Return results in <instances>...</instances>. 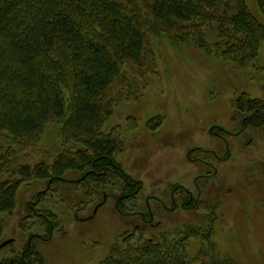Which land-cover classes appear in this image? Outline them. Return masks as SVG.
I'll return each mask as SVG.
<instances>
[{
  "label": "trees",
  "instance_id": "1",
  "mask_svg": "<svg viewBox=\"0 0 264 264\" xmlns=\"http://www.w3.org/2000/svg\"><path fill=\"white\" fill-rule=\"evenodd\" d=\"M258 5L264 14V0ZM151 32L166 33L176 45L193 42L240 70L259 66L264 42V24L246 0H0V212L12 214L20 187L40 179L51 180V189L64 180L103 194L98 205L113 196L123 213L127 205L135 207L142 182L118 160L122 129L106 124L117 104L139 98L130 91L128 73L143 79L157 74ZM233 108L243 125L264 124V96L242 92ZM54 122L61 123L63 148L52 162H34L33 151ZM136 124L130 120L128 126ZM70 172L77 178H67ZM188 203L197 206L192 196ZM216 206L204 224L147 237L139 224L99 264H241L219 252ZM145 213L144 223H152V212ZM45 214L50 233L56 213ZM3 227L0 221V234ZM20 227L30 229L27 217ZM192 240L199 245L194 254ZM32 254L31 246L29 264H43L39 252Z\"/></svg>",
  "mask_w": 264,
  "mask_h": 264
},
{
  "label": "rangeland",
  "instance_id": "2",
  "mask_svg": "<svg viewBox=\"0 0 264 264\" xmlns=\"http://www.w3.org/2000/svg\"><path fill=\"white\" fill-rule=\"evenodd\" d=\"M246 2L264 24L258 0ZM149 34L157 74L143 79L128 73L130 91L139 98L117 104L106 124L107 129H122L125 146L118 160L133 179L142 182L135 207L127 205L126 212H120L116 198L110 196L94 214L103 194L94 196L75 182L58 181L49 191H44L46 179L23 184L16 210L0 212L4 224L0 245L14 239L0 247V261L20 254L29 235L35 234L32 258L38 250L43 264H99L113 244L138 224L146 237L186 223L204 224L216 204L214 240L219 252L241 264H264V124H250L240 132L243 116L233 108V100L242 92L264 96V42L259 66L240 70L193 42L176 45L166 33ZM129 119L136 121L134 128L128 126ZM61 137V123L50 124L33 151L34 162H52L63 148ZM66 177L76 179L77 174ZM42 190V199L35 204ZM191 196L197 206L188 203ZM93 197L97 199L89 203ZM29 204L38 212L56 213L57 228L49 240L37 236L50 233ZM148 210L154 214L152 223L134 214ZM78 214L81 219L92 217L80 220ZM26 217L29 230L20 227ZM198 248L192 240L189 253Z\"/></svg>",
  "mask_w": 264,
  "mask_h": 264
},
{
  "label": "flooded vegetation",
  "instance_id": "3",
  "mask_svg": "<svg viewBox=\"0 0 264 264\" xmlns=\"http://www.w3.org/2000/svg\"><path fill=\"white\" fill-rule=\"evenodd\" d=\"M242 122H243V120H242ZM249 125L248 124H246V125H242V128L240 129V132H243L247 127H248ZM52 182H51V180H48L47 181V186H46V188L44 189V191H49V190H51V188H52V184H51ZM43 190L42 191H40L38 194H37V200L36 201H34V203L35 204H37V203H39L40 201H41V199H42V197H41V194L44 192ZM163 204H165L164 202H162ZM185 204V203H184ZM87 206V204L85 203V205H84V207H86ZM98 206V204L95 206V208ZM29 209H32V211H33V213L35 214V215H37L38 217H42L43 219H47V220H45V221H51V219L49 218V217H47V215L43 212H38V210H37V208L35 207V206H33L32 204H29ZM79 211V210H78ZM78 211H76V213H78ZM148 211H150V210H148ZM152 212V211H151ZM135 213H139V214H141V217L140 218H143L144 220H146V218H147V216H146V213L145 212H143V211H136V212H134V214ZM151 217L153 218L154 217V214L152 213L151 214ZM77 218L78 219H80V220H84V218L83 219H81L80 217H79V214L77 215ZM139 225V224H138ZM45 226L47 227L48 226V224H45ZM55 231V226L54 225H51V231H50V234H49V237H46V236H43L42 234H38L37 236H40L42 239H44V240H49L51 237H52V234H53V232ZM35 236V234H30L29 235V239H28V244L26 245V247L22 250V252L20 253V255H21V259L20 258H18V257H16V255H14L13 257H12V259H11V264L14 262L13 261V259H15V260H17V264H29V262H28V259H26V257H25V253H26V249H28L29 247H31L32 246V240H33V237ZM36 252H39L38 250L36 251Z\"/></svg>",
  "mask_w": 264,
  "mask_h": 264
},
{
  "label": "water",
  "instance_id": "4",
  "mask_svg": "<svg viewBox=\"0 0 264 264\" xmlns=\"http://www.w3.org/2000/svg\"><path fill=\"white\" fill-rule=\"evenodd\" d=\"M100 206H101V204H99V205L96 207L94 214L97 212V210H98V208H99ZM91 217H92V216L86 217V218H84V220H87V219H89V218H91ZM13 241H14L13 238L7 239V240L3 241V243L0 245V247L6 246V245L10 244V243L13 242Z\"/></svg>",
  "mask_w": 264,
  "mask_h": 264
}]
</instances>
